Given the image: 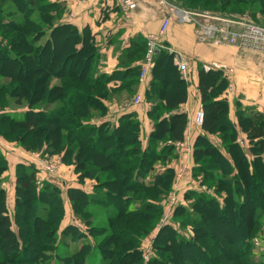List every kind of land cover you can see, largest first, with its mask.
<instances>
[{
  "label": "trees",
  "instance_id": "obj_1",
  "mask_svg": "<svg viewBox=\"0 0 264 264\" xmlns=\"http://www.w3.org/2000/svg\"><path fill=\"white\" fill-rule=\"evenodd\" d=\"M198 1L189 0L190 4L184 6L225 11L237 4H241V8L252 2L205 0L202 6L195 5ZM206 1L211 4L207 6L209 3ZM258 2L257 8L264 13V0ZM63 12L64 5L57 0H0V74L10 71L14 75L23 74L32 79L28 85L0 83V100L3 103L5 94L15 97L18 104L28 99V105L19 115L9 112V106H1L0 126H18L12 135L13 139H22L21 142L25 140L23 143L26 146L33 138L42 143L40 136L33 137L35 132L51 130L53 135L50 139L57 146L61 147L62 141L70 138L73 140L71 145L63 146L74 151L80 144L89 142L104 158L109 159L115 171H107L105 178L93 183L92 191H86L78 185L67 186L66 193L74 213L100 216L104 223L96 229L98 232L110 230L111 233L92 245L86 241L88 231L69 222L61 231L75 240L76 245L65 256L66 260L55 259L56 251L40 264H51L49 261L52 260L53 264H85L91 254L88 249L92 250V246L99 252L100 264H142L139 235L148 230L144 222L153 221L160 213L162 207L156 197L165 194L170 188L173 176L171 167L152 168L158 160H161L160 163L170 160L175 142L186 136L187 115L178 108L186 99L185 79L173 63L172 53L166 47H160L154 54V63L150 68L152 78L144 92L145 101L150 103L147 115L153 121L145 144L140 138V121L134 112L122 113L116 122L100 120L107 113L103 98L110 90L107 88L110 80H120V84L111 87V90L131 91L137 85L141 63L135 62L143 59L145 37L141 34L132 36L128 47L121 51L118 63L124 69H116L111 73L100 71L101 54L89 27L79 29L73 23L63 22ZM38 70L57 74L59 82L51 84L49 75H36ZM198 77L204 117L200 125L202 132L193 143L192 170L194 175L202 176V183L213 182L215 190L224 194L220 198L204 189H187L184 193L193 199L192 208L199 215L189 214L181 223L178 222V226L172 221L162 225L155 237L158 252L147 264H175L172 255L180 256L183 251L194 253L190 252L194 257H189L183 264H205L200 257L208 255L209 249L202 242H206L211 249L217 248L215 241H209L205 236L210 235L206 216L203 215L207 210L219 213L226 222H231L227 216L228 211H231L237 213L244 222L241 230L236 229V225L230 233L232 238L238 240L228 241V246H223L217 252L221 255V264H226V261L233 264L239 248L247 252L252 249L250 235L259 214L264 210L261 201L264 199V112L238 104L236 121H233L228 116V102L222 96L228 84L223 70L200 66ZM36 83L45 86L40 88V95L32 97ZM82 86L89 88L88 91ZM68 88L72 91H64ZM43 92L49 102L54 103L51 109L32 106L42 99ZM94 108L101 111L97 119L89 115ZM240 132L244 133L243 138L239 137ZM209 134L216 135L221 143L212 140ZM159 141L162 142L158 146ZM6 167L7 158L0 152V174ZM75 167L82 178L96 168L78 159ZM15 169L18 175L12 212L7 206L6 190L0 183V264H13L21 260L27 264H39L38 257L43 256L42 252L50 244L41 241L33 249V254L25 255L31 239L22 222L31 217L32 222L41 224L60 220L63 214L62 189L54 181H39L37 168L31 163L19 162ZM113 184L117 188L109 189L108 186ZM22 192L32 194L29 202L22 199ZM180 209L189 212L187 207L178 204L174 214L181 212ZM242 211L243 216H240ZM186 227L193 232L192 235L181 232ZM42 236L44 234L40 238ZM106 241L107 248L104 246ZM167 249L168 255L165 253ZM196 252L200 260L196 259ZM227 252L231 254H225Z\"/></svg>",
  "mask_w": 264,
  "mask_h": 264
},
{
  "label": "rangeland",
  "instance_id": "obj_2",
  "mask_svg": "<svg viewBox=\"0 0 264 264\" xmlns=\"http://www.w3.org/2000/svg\"><path fill=\"white\" fill-rule=\"evenodd\" d=\"M178 1H180L181 4L183 5L190 4L189 0H178ZM204 1L205 0H199L198 1L199 3L195 5L202 6ZM206 2L209 3L207 4V6L211 4L209 1ZM239 5L241 4H237L232 8H227V10L225 11H221V10L219 11L214 8L210 9L208 7L204 10L228 15L234 18H239V17L246 18L248 20L250 19L252 21L264 24V13H261L259 11V8H257L259 6L258 0H252L250 5L246 4V6H243L241 8L239 7ZM41 73L46 75L48 72L45 70L40 72V70H38L36 75H39ZM14 74H15L14 72H10V71L6 72L5 74H0V83H6V84L9 83L11 86L14 85L19 86V84H24V83L28 85L30 83L29 81L32 80L29 79V77L26 78L25 76H23V74L19 76ZM47 75L50 76L51 84L57 81L59 82L60 77L57 76V74L49 73ZM43 86L45 85H40L39 83L38 84L36 83V85H34L35 88L33 91L34 95L32 94L31 96L33 97L40 95L42 92L39 90ZM82 88L86 91H88L89 89V88H85L84 86H82ZM107 88H110V90L108 89L107 96L103 98V102L107 106L106 112H108L111 106L113 105H117V106L119 105L123 106L126 104L130 105V103L134 102L135 96L138 95L137 85L132 87L131 91L127 89L111 90V87L108 85ZM64 91L71 92L72 89L68 88L65 89ZM47 97L48 96L43 92V96L41 97L42 99L38 98L40 100L37 102L35 101L37 105L32 104V106L34 107L41 106L46 109H51L54 106V103L49 102V99ZM27 101L28 99H25L22 101L21 104H18L15 102V97H10L7 94H5V98H4L5 103H3L2 100H0V107L9 106L8 107L9 112L15 115H19L21 114V110H23V108L28 105ZM100 114L101 111L98 108H94L91 110L89 115L92 119H97L100 117ZM192 124L194 126H197L193 122ZM17 127L9 126V125L0 126V152L2 153L4 152L3 154L5 155V157L8 158L7 167L0 174V179H1L0 183L3 187L6 186L8 190H11L13 196H15V188H16L15 181L18 175V171H16L15 169L17 163L15 164L14 162H16V159H18V157L20 158L22 157L27 161L31 160L32 162L30 163L33 164L35 168H37V171L39 169L47 173L48 175H52L56 177L58 182H60V180L63 179V177L64 180L69 181L70 177L74 175L75 180L78 182L80 181L81 183H95L97 180L100 181L103 178H105L107 171L110 170L113 172L115 171L113 168V164L110 162V160L104 158L103 154L98 152V150L95 147L90 146L89 142L80 144V147H76L74 151L67 150L63 145L66 144L71 145V142L73 141L72 139L69 138L65 141H62L63 143L61 147L57 146V144H55L54 141L50 139L52 138L53 132L51 130L49 132H45V130L43 129L41 131H38L37 133L35 132L34 134H32L35 135L33 137L40 136L42 138V143L40 144L39 142L35 141V138H33L32 140H29V144H27L28 142L26 143L27 145L30 146L29 147L23 143L25 140L21 142L22 139L21 141L17 139H13L14 137L12 135L17 129ZM4 133H6L7 135L4 136L3 135ZM217 140L218 142L221 143V140L219 138ZM161 142L160 141L157 142V145L159 146ZM192 149H193V145L191 144L189 146L183 143V145L175 146L173 156L171 157L170 160H168L166 163H160L161 160H158L156 161L154 167L152 168L153 170L154 169L156 170V169L165 168L167 165L170 164L172 166L174 165V167L171 168L172 171L171 173L173 176H172V183L170 188L166 190L165 194L159 196L157 195L156 197L162 209L160 213L156 215L153 221L150 219V221L146 220V222H144V226H146L148 230L146 231V233L139 235V249L141 251L140 254L142 257V264H147L149 259L155 256L156 253L158 252L155 246V237L159 229L162 227V225H164L166 222L172 221L176 224V226H178V224L181 223V220L184 217H187L189 214L199 215L197 210L195 208H192L193 199L189 195L185 194L184 193L185 191L183 192V189H185L187 186L193 185L199 187L198 189H204L207 192L213 195H217L220 198L224 194L223 192L215 190L214 188L215 183L213 182H210V184L202 183L201 182L202 176L201 175L196 176L193 174V170L189 166L191 161L194 162L193 153L188 155L189 151H192ZM187 156H189V158ZM77 159L80 162L82 161L89 162L90 164L94 165L96 168L88 171L87 177L82 178V176H80L79 174V169L75 167V164L77 163ZM79 167H81V165ZM184 171L185 172L189 171V175H188L189 180L187 181L188 184L187 186L184 185L182 186L183 183H181L180 186H177L176 185L177 180L175 181V178H177L179 174ZM36 175L38 180L41 181L42 179H39L38 177L39 173H37ZM12 182L14 183V186H12ZM59 186L62 189L61 195L63 198V214L61 215L60 220L55 219L54 221H52V224H49L48 222L47 224L46 223L41 224L40 222L37 223L32 222V217H31L29 220L27 219V221L22 222L31 239L27 247L28 250L25 251V255H28L29 253L33 254L34 253L33 249H35L36 245L39 244L41 241L50 244V246H48L49 248L42 252L43 256L38 257L37 263L39 264L44 260L45 261L48 260L50 255L52 256L53 253H55L56 251L59 254L56 253L55 259L61 260L63 258L64 261L66 260L65 256L68 253H70V251L76 245L75 240H71L67 234L65 235L61 231V229L65 227L68 221L76 223L81 230L88 231L86 241H89L92 245L93 243L102 241L103 239H105L106 235L111 233L110 230H105V231L101 230L98 232V229H96L98 226H101V224L104 223V220L100 216H91V215L89 216V215H83L82 213H74L72 211L70 199L68 198L66 193L67 186L66 185L63 186L59 185ZM87 186H88L87 189H89L90 191L93 190V186L90 185ZM108 188L115 190L117 187L116 185L113 184V185H109ZM30 195H32L30 192L21 193V197L25 202H29ZM67 198L70 205H68V203L64 201V199L67 200ZM261 201L262 203H264V199H262ZM178 204H182L185 207H187L189 212H184V210L180 209L181 212L183 213L179 212L178 214H174L175 206ZM103 207L107 208V206H103ZM12 211L13 210H11L10 212ZM228 213L229 214H227V216L231 218V222H226V219H223L220 216V214L216 213L215 211L207 210L203 212V215L206 216V221L208 223L207 227L210 233L209 236H207L206 234L205 236L209 239V241L213 240L217 244L216 249L214 248L211 249V247L206 242H202V244L209 249L208 255H204L200 257L202 259L201 261L205 262V264H213L220 262L222 263L221 255L217 253L218 250L223 248V246L227 247L228 241L230 240L232 241L235 239L234 241L236 242L238 240L236 237L232 238L230 233L235 228L236 225H237L236 229L241 230L244 222L238 217L237 213L234 214L231 211H228ZM243 213L244 211L240 212V216L241 215L243 216ZM22 214L24 215V213L21 212V215ZM139 220L141 221V218ZM51 227L54 229H52ZM90 227L92 229H90ZM129 227L132 228V225ZM181 232L185 235L193 234V232L189 230L187 227L181 230ZM42 234H44V236H42L41 239L40 235ZM250 238L253 243L252 249L249 252H247L245 250H240L239 248L238 249L239 251L236 252L237 258L234 262L237 264H264V210H262L261 213L259 214L256 224L254 225L253 231L251 232ZM255 238H257V243H255ZM104 246L105 248L108 247V241L105 242ZM88 251H91V254L87 257L85 264H100L101 258L97 249H94V247L92 246V250L88 249ZM167 251L168 249L165 251V253H167ZM190 252L192 251L189 252L183 251L182 253H180V256L172 255L171 259L175 264H183L185 263V261H187V259H189V257L191 258L194 257L190 255L191 254ZM192 254L194 253L192 252ZM225 254L230 255L231 253L227 252ZM166 255H168V253ZM199 256L200 255L197 253L196 259L197 258L199 259ZM211 256L214 257L211 259ZM49 262L53 264V260ZM224 263L232 264L229 261H226ZM13 264H27V262H23L21 260L20 262L15 261L13 262Z\"/></svg>",
  "mask_w": 264,
  "mask_h": 264
},
{
  "label": "crops",
  "instance_id": "obj_3",
  "mask_svg": "<svg viewBox=\"0 0 264 264\" xmlns=\"http://www.w3.org/2000/svg\"><path fill=\"white\" fill-rule=\"evenodd\" d=\"M57 1L62 2L64 5V12L61 18L63 22L73 23L79 29L85 26L89 27L100 50V71L107 73L120 68L124 69L118 63V57L121 51L128 47L132 36L141 34L145 37L148 32H156L166 16V8L161 6L157 0H137L136 7L129 14L120 7L117 0ZM160 42L162 44L161 47H166L168 51L169 48L180 50L187 58V79L184 78L186 99L178 107L179 110L184 111L187 115L186 136L182 140L185 144L193 145L195 137L202 132L200 126H194L191 122L194 112L199 107H202L198 89L200 66L208 69L206 67L211 62H216L220 66L224 64L232 68L231 71H225L220 66L214 67L221 68L228 79L227 87L224 89L222 96L228 102V116L233 121H236L235 111L238 104L250 106L255 110L264 112V51L256 48L241 47L236 44H214L209 40L199 41L195 37L193 25L176 21L170 22L166 31L160 36ZM141 61L135 63H141ZM173 63L175 64L174 59ZM151 78L150 69L142 80L138 79L137 90L142 98L141 102L123 106L113 105L104 116L100 117V120L116 122L122 113L134 112L140 121V138L144 144L153 128V121L147 115L150 103L144 99V92ZM119 84V79H112L108 82L110 87H116ZM209 137L218 142L216 135L209 134ZM239 137L243 138L244 133L240 132ZM175 146H178L177 141ZM190 154H192V151H189L188 155ZM187 157L189 158V156ZM19 162L30 163L32 161L18 157L14 163ZM193 164L191 161L190 168H192ZM168 166L174 167L171 164L166 167ZM37 173H39V179L51 180L61 186L79 185L84 190L90 191L87 189V185H93V183H79L75 180L74 175L70 177L69 181L64 180L63 177L58 182L56 177L48 175L42 170L38 169ZM188 175L189 171H184L179 176L177 175L178 179L175 178V181L177 180L176 185L180 186L183 183L182 186H187ZM12 186H14L13 182ZM4 188L6 190L7 206L11 211L14 207V196L11 190H8L6 186ZM189 188L198 189L199 187L190 185L183 189V192ZM64 201L70 205L68 198L67 200L64 199Z\"/></svg>",
  "mask_w": 264,
  "mask_h": 264
},
{
  "label": "built area",
  "instance_id": "obj_4",
  "mask_svg": "<svg viewBox=\"0 0 264 264\" xmlns=\"http://www.w3.org/2000/svg\"><path fill=\"white\" fill-rule=\"evenodd\" d=\"M166 8V16L163 18L156 32H148L145 35V53L141 61L139 80H142L154 63V54L161 47L160 36L166 31L171 21L193 25L194 34L199 41H212L214 44H236L241 47L256 48L264 51V24L246 18H234L228 15L210 12L199 8H188L178 0H157ZM120 7L129 14L137 5V0H117ZM174 62L183 78L187 79V58L180 50L169 48ZM220 64L211 62L206 68L219 67ZM225 71L232 68L221 65ZM141 102L140 95H136L135 104ZM204 112L199 107L193 114L192 122L200 126ZM183 141H177V145H183ZM185 144V143H184ZM257 243V238H255Z\"/></svg>",
  "mask_w": 264,
  "mask_h": 264
}]
</instances>
